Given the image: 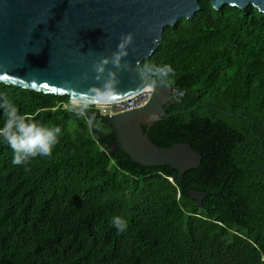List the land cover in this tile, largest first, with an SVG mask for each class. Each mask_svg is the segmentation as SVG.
Listing matches in <instances>:
<instances>
[{"label": "trees", "instance_id": "16d2710c", "mask_svg": "<svg viewBox=\"0 0 264 264\" xmlns=\"http://www.w3.org/2000/svg\"><path fill=\"white\" fill-rule=\"evenodd\" d=\"M199 2L144 61L171 64L170 85L185 91L142 125L159 146L202 156L181 180L169 165L110 154L116 131L93 103L0 82V102L61 129L51 155L22 164L0 136V264H264V13ZM188 188L210 194L195 206Z\"/></svg>", "mask_w": 264, "mask_h": 264}, {"label": "water", "instance_id": "95a60500", "mask_svg": "<svg viewBox=\"0 0 264 264\" xmlns=\"http://www.w3.org/2000/svg\"><path fill=\"white\" fill-rule=\"evenodd\" d=\"M211 4L216 10L252 4L264 13V0H211ZM199 9V0H0V82L93 101H114L151 90L145 104L106 116L117 140L110 154L119 148L142 166L169 165L181 180L185 171L199 166L202 156L188 143L159 146L148 137L142 125L150 127L170 115L165 106L177 101L170 84L145 86L137 65L143 67L157 49L166 26L192 17ZM127 33L134 34L123 58L130 68L118 71L120 95L105 100L93 94L100 83L93 64L111 57L121 34ZM106 67L116 70L111 63ZM187 191L195 206L203 205L210 194Z\"/></svg>", "mask_w": 264, "mask_h": 264}, {"label": "clouds", "instance_id": "9594fccd", "mask_svg": "<svg viewBox=\"0 0 264 264\" xmlns=\"http://www.w3.org/2000/svg\"><path fill=\"white\" fill-rule=\"evenodd\" d=\"M133 39V33L121 34L117 50L112 56L101 57L98 62L93 64L96 79L100 82L93 90L94 95H99L105 100L120 95L118 86L121 81L118 77V71L130 68V62L123 61V58L128 56V48L133 43ZM110 63L116 70L106 67ZM105 72H107V77L104 76ZM137 73L142 83H145V86L154 89L157 85L173 83L175 69L171 64L167 63L159 66L145 64L143 67L138 64ZM93 104L96 105V103ZM0 108L3 109L6 117L3 129H0V136L10 145L14 152L13 163L22 164L37 156L47 157L51 155L61 134L59 127L50 128L39 121L26 120L19 113L17 106L8 98H4L0 102ZM88 119L90 123L95 122L94 127L97 130H104L102 123L96 121L95 114ZM112 222L117 227V231H123L127 227V222L119 217L113 218Z\"/></svg>", "mask_w": 264, "mask_h": 264}, {"label": "built area", "instance_id": "2783aa9c", "mask_svg": "<svg viewBox=\"0 0 264 264\" xmlns=\"http://www.w3.org/2000/svg\"><path fill=\"white\" fill-rule=\"evenodd\" d=\"M151 94H152L151 90L142 89L129 97L116 100L115 102L112 101L108 103H96V107L99 109L101 114L107 116L110 113L141 106L147 102ZM184 94H185L184 90H180L176 88H173L172 90L173 98L176 101H180L181 98L184 96ZM70 103L74 106H80L82 104V102H78V103L73 102L72 99L70 100Z\"/></svg>", "mask_w": 264, "mask_h": 264}, {"label": "bare ground", "instance_id": "6f19581e", "mask_svg": "<svg viewBox=\"0 0 264 264\" xmlns=\"http://www.w3.org/2000/svg\"><path fill=\"white\" fill-rule=\"evenodd\" d=\"M118 100H120V99H118ZM72 101L76 102V103H78V102H93V103H108V102H112V101H98V100L93 101V100H89V99H85V98H78V97H74L72 99ZM115 101L116 100H114V102Z\"/></svg>", "mask_w": 264, "mask_h": 264}]
</instances>
